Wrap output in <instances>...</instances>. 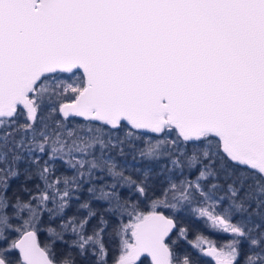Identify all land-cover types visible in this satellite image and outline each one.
I'll return each mask as SVG.
<instances>
[{
  "label": "snow or ice",
  "instance_id": "obj_1",
  "mask_svg": "<svg viewBox=\"0 0 264 264\" xmlns=\"http://www.w3.org/2000/svg\"><path fill=\"white\" fill-rule=\"evenodd\" d=\"M76 118L85 122L69 128ZM147 133L160 138L141 158L198 176L145 213L118 189L144 195L148 174L125 175L111 153ZM57 161L75 175H57ZM198 198L212 202L197 209L209 226L233 238L198 234L193 247L216 264H264V0H0V264H145V253L199 264L166 242L176 224L157 211ZM73 200L84 214L52 227ZM109 216L118 256L104 242ZM42 224L52 237L43 246Z\"/></svg>",
  "mask_w": 264,
  "mask_h": 264
},
{
  "label": "trees",
  "instance_id": "obj_2",
  "mask_svg": "<svg viewBox=\"0 0 264 264\" xmlns=\"http://www.w3.org/2000/svg\"><path fill=\"white\" fill-rule=\"evenodd\" d=\"M58 119L60 117H57ZM85 121L82 118H76L73 121L68 122L69 128L73 127V125L76 124H83ZM139 132H137L138 135ZM148 136L141 137V139L134 140L133 143L135 147H125L124 155H119L117 152L113 151L111 154L113 157H115L117 164L120 165V160L123 158H133L135 160L139 161L138 165H134L132 168H124L125 175H130L134 179H144L145 173L148 174L147 176V183H148V191L144 195H140L136 192L135 186L131 188H122L118 189L121 191L122 195L129 196L133 199V201H139V210L143 211L145 213L150 212L152 210L151 205L154 200L156 199H164V198H170L171 195L174 192H177V195L179 194L178 191L172 190L171 187H169L168 180L165 178L166 172L164 169H162V164L166 163L168 158L162 157L158 160H151V159H145L141 158L139 151L140 149L144 148L148 142L149 139H151L153 142H155L160 137L157 134L153 133H147ZM121 138H123L124 133L121 132L119 134ZM175 136L173 135L170 137V139H174ZM98 154V153H97ZM57 175H60L61 173H65L68 176L75 175V169H72L68 167V165L63 161H57ZM198 176V170L195 168L188 169L185 168L182 170L180 178H185V180H194ZM24 183V177L21 176L19 179H14L11 181L12 189L10 190L9 194L11 195V192L14 190H17L21 184ZM37 183H41L38 179L34 178L31 181L27 182V187L32 188L33 192H18V195H20L24 200H28L29 196L31 194H34L35 189L34 185ZM87 185H85V188ZM81 199H86L88 197V193L86 191L77 193ZM221 196H225L226 193L219 192ZM78 201L73 200L71 203V207L65 210V213L63 214V217H57L51 224L52 227H57V225L61 222L63 218L69 217L73 214H79L83 215L84 213H76V206ZM96 204V202H94ZM98 207H103L101 204H96ZM188 201H186V205L183 209L178 211L177 213L170 214L166 209L158 208L157 210H162L168 215H171L176 220V228L172 232L169 241V238L166 240V242H174L175 243V250L178 254L183 253H190L192 258L199 262V264H215L214 261L209 259L208 257L202 255L198 251H196L195 248L191 245V239L193 235L195 234H205V235H211V232L208 230L207 226L202 223L201 220L195 218L194 214L188 210ZM226 206V205H221ZM49 207H52L51 204H49ZM48 214L46 213L44 216V220L47 221ZM238 219V217H237ZM109 220V227L106 229L104 234V242L106 247L109 250L110 256H118L120 252V246H121V240L120 235L114 231L113 225L117 223V218L113 216L108 217ZM127 220L130 222H135L134 218H129L128 216H125L123 218V223H125ZM97 225V220L92 219L88 225V231L90 232L93 227ZM48 227L47 224L40 225L41 231L38 233L39 241L42 245H44L47 242H51L52 237L49 236V234L46 231V228ZM181 228H185L186 230V238H182L178 236L179 230ZM59 230V229H57ZM73 238V237H71ZM67 234H65L66 240H71ZM55 247L59 249H66L67 245L62 244L61 242L57 241ZM246 247V245H245ZM75 251V249H73ZM77 264H85V261L82 260L79 256H77ZM145 264H148L145 261Z\"/></svg>",
  "mask_w": 264,
  "mask_h": 264
},
{
  "label": "rangeland",
  "instance_id": "obj_3",
  "mask_svg": "<svg viewBox=\"0 0 264 264\" xmlns=\"http://www.w3.org/2000/svg\"><path fill=\"white\" fill-rule=\"evenodd\" d=\"M138 135H140V133H138ZM145 137L148 136V134L144 135ZM117 162V161H116ZM118 163V162H117ZM139 164V161L138 160H135L133 158H123L122 160H120V165L122 167H126V168H132L134 165H138ZM162 169H164V171L166 172V176L165 178L168 180V183H169V187H171V184H176V185H181L184 181H185V178H180L179 176H181V173H182V170L181 169H174L172 168L169 160H167V162L164 164H162ZM165 165H167V167H165ZM197 179V177L193 180L195 181ZM177 195V192H174L170 198H164V199H167V201L169 203H175V201L172 199L173 195ZM217 195L221 196L219 193H217ZM162 199V200H164ZM189 206H188V210L187 211H190L194 214L195 218L199 219L202 221L203 224H205L208 228V230L211 232V235H205V234H200V235H203L209 239H212V240H215L218 242V244H223V243H227L229 242L233 237L230 236L229 234H227L226 232H220V231H216L214 230L212 227L209 226L210 222L209 220L207 219V217H202L197 209L201 208V207H209V205L212 204L211 201H209L207 204L200 198H198L197 200H194L192 202H188ZM186 205V201H183L181 202V204L175 208V209H172V208H165L163 206L159 207L161 209H166L170 214H173V213H177L178 211H180L181 209H183ZM221 207H224V206H220V207H212V208H209V210H214V211H220L221 210ZM125 223H135V222H130L129 220H127ZM217 227H221L220 225H217ZM180 230H185V228H181ZM67 236H69L71 239H74V236L71 234V233H66ZM198 234H195L193 235L192 239L190 240L191 242L192 241H195L196 240V236ZM178 236L182 237V238H186V230H185V235L184 236H181L180 235V231L178 233ZM120 240H121V237H120ZM131 240H132V237H131ZM133 241V240H132ZM190 242V243H191ZM201 243L203 244L204 247L208 246L207 242L206 241H201ZM192 245V243H191ZM193 246V245H192ZM194 248V247H193ZM196 249V248H195ZM219 250V249H218ZM196 251H198L196 249ZM199 252V251H198ZM120 253V252H119ZM201 253V252H199ZM202 254V253H201ZM204 256H206L205 254H202Z\"/></svg>",
  "mask_w": 264,
  "mask_h": 264
},
{
  "label": "water",
  "instance_id": "obj_4",
  "mask_svg": "<svg viewBox=\"0 0 264 264\" xmlns=\"http://www.w3.org/2000/svg\"><path fill=\"white\" fill-rule=\"evenodd\" d=\"M157 211H162V210H157ZM163 213H164L165 216H168V217L172 218L173 221H174V223L176 224V220L174 219V217H172L171 215H168V214L165 213L164 211H163ZM174 230H175V228L173 229V231H174ZM173 231H172V232H173ZM172 232L169 233V236L166 237L165 240H167V239L171 236ZM132 240L134 241V237H132ZM37 242H38V241H37ZM208 247H209V245L206 246V247H204V253H207V249H208ZM205 255H206V254H205ZM145 256H147V259L149 260L150 264H154V262L152 261L151 256H149L147 253H145L143 256H141V258H142V257H145ZM206 257H208L209 259H211L212 261H214V263L216 264L215 257L209 256V255H206Z\"/></svg>",
  "mask_w": 264,
  "mask_h": 264
},
{
  "label": "flooded vegetation",
  "instance_id": "obj_5",
  "mask_svg": "<svg viewBox=\"0 0 264 264\" xmlns=\"http://www.w3.org/2000/svg\"><path fill=\"white\" fill-rule=\"evenodd\" d=\"M37 241H38V243L41 245V246H43L42 244H41V242L39 241V238L37 237ZM141 260H144V257H142V258H140ZM146 262L148 263V264H150V262H149V260L147 259L146 260ZM138 264H139V262H138Z\"/></svg>",
  "mask_w": 264,
  "mask_h": 264
}]
</instances>
